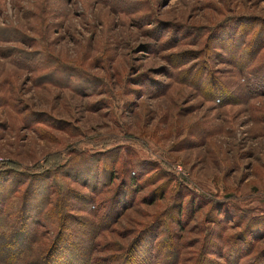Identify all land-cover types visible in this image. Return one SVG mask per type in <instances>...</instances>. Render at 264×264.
I'll list each match as a JSON object with an SVG mask.
<instances>
[{
	"label": "rangeland",
	"instance_id": "obj_1",
	"mask_svg": "<svg viewBox=\"0 0 264 264\" xmlns=\"http://www.w3.org/2000/svg\"><path fill=\"white\" fill-rule=\"evenodd\" d=\"M25 200L34 251L62 206L94 264H264V0H0V254Z\"/></svg>",
	"mask_w": 264,
	"mask_h": 264
},
{
	"label": "trees",
	"instance_id": "obj_2",
	"mask_svg": "<svg viewBox=\"0 0 264 264\" xmlns=\"http://www.w3.org/2000/svg\"><path fill=\"white\" fill-rule=\"evenodd\" d=\"M70 156L68 162L71 163V165H76L79 164L83 167L88 166V164H91V161H95L96 159V154L95 155H87V152L84 150H78L76 151L75 149H72L71 152L68 154ZM102 155V154H100ZM100 157V156H97ZM88 163V164H86ZM94 163L91 168H96ZM61 167V164H55L54 170L58 169ZM143 167L142 165L140 166ZM52 169V168H50ZM49 170V169H47ZM53 170V171H54ZM62 170V169H61ZM45 176V175H43ZM99 180V179H98ZM133 183V184H132ZM31 185V184H30ZM130 185L133 186L135 185L133 181L130 182ZM102 186V185H100ZM121 189L118 187L115 192L113 193V197L111 198L112 203L110 208L111 213L113 215H116V222L121 219L123 216L124 212H126L129 208H123L121 213L118 214V201L121 195ZM5 198L4 203L7 202ZM84 204H87L88 206H91L92 209L95 210L96 205L94 203L96 202V199L89 197V198H82L81 199ZM43 201V207H48L50 206L51 202L50 197L45 196ZM123 205H126L125 201L121 202ZM28 203L27 200L24 201V203L21 206L20 213L18 216H14L15 220L13 221V224L10 225V230L6 232L5 237L8 242L6 245H8L9 248H5L3 253L0 254V263L4 264H11V262H15L16 264H94L95 259L93 258V254L97 250V245H91L88 243L90 246L88 247L84 241H81V238L78 236H74L71 233V224L78 226V227H83L84 230L88 228L92 233H94L95 229V236L96 238L99 235L100 232V227H98V224L95 226V222L93 220L89 219H82V221L78 220L79 217L74 215L73 210H65L62 206L58 210V213L56 215V223H55V235L52 239L49 240V242L44 245L42 250H37L34 251L35 249V244L38 242L36 241V238H38L39 230L38 227L45 228V223L42 222L39 219H34L28 218L27 212L29 209H27ZM87 209V208H86ZM6 210V204L0 206V217L3 218ZM45 210V209H44ZM81 212H86L82 208L80 209ZM114 210V211H113ZM102 210L100 209L99 212L96 213H101ZM87 213V212H86ZM100 214V215H101ZM91 219H97L98 214L96 215H91ZM77 221V222H74ZM96 221V220H95ZM1 222V220H0ZM69 226L66 228V226ZM153 222L151 225L145 226L137 231V234L134 239V244L140 243L141 240L144 238V236H147L150 240L152 241V250L154 248H158L159 251L160 249L163 251L164 247L161 248V244L163 243V240L161 239L162 234L159 232L161 229V226L155 227ZM43 224V225H42ZM153 229V230H152ZM159 229V230H158ZM88 230V231H89ZM91 233V234H92ZM90 235V233L88 232ZM133 243L130 245L124 247L123 249L115 252L112 257L115 258L116 264H129V262L132 261L133 257L137 259H140V257L137 254L138 250H142L143 244L138 247V249L135 251L136 246ZM96 250H95V249ZM30 251L32 253H30ZM135 251V252H134ZM143 253V261L149 262L148 260V254L147 252H142ZM94 261V262H93ZM200 262V261H199ZM13 263V264H15ZM153 264V263H152Z\"/></svg>",
	"mask_w": 264,
	"mask_h": 264
}]
</instances>
